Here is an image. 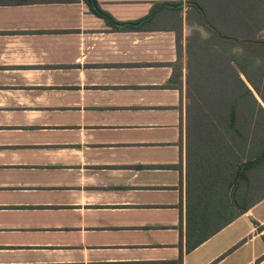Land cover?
Segmentation results:
<instances>
[{"label":"crops","instance_id":"1","mask_svg":"<svg viewBox=\"0 0 264 264\" xmlns=\"http://www.w3.org/2000/svg\"><path fill=\"white\" fill-rule=\"evenodd\" d=\"M19 1L0 5V264H264V199L187 252L189 0H98L143 21L123 31L83 0Z\"/></svg>","mask_w":264,"mask_h":264},{"label":"trees","instance_id":"2","mask_svg":"<svg viewBox=\"0 0 264 264\" xmlns=\"http://www.w3.org/2000/svg\"><path fill=\"white\" fill-rule=\"evenodd\" d=\"M83 1L115 30L143 23L117 21L98 0ZM206 3L217 8L222 28L208 19ZM189 5L188 20L210 35L202 38L200 31L188 30L187 252L264 199V194L251 197L256 185L251 175H258L255 182L264 189V108L240 77L261 93L255 58L261 55L264 61V5L253 0H189ZM165 6L182 11V4ZM234 48L245 53L242 61L232 56Z\"/></svg>","mask_w":264,"mask_h":264},{"label":"rangeland","instance_id":"3","mask_svg":"<svg viewBox=\"0 0 264 264\" xmlns=\"http://www.w3.org/2000/svg\"><path fill=\"white\" fill-rule=\"evenodd\" d=\"M253 4L257 5V6H259L260 4L264 5V0H263V2H261L260 0H253ZM205 5L208 7L207 8L208 19L210 18L212 22L217 23V25L221 27V25L223 23L221 21H219L218 18H217L218 21L215 19V14L217 16V8H215V5H212L211 7H209V3H206ZM193 30L200 31V33L202 34V38H208L209 35H210L209 32H207L204 28L198 26L197 24L195 25V27L192 28L191 31L193 32ZM192 32H190V34H192ZM231 53L233 54L232 56H237L238 57L237 60H239V62L243 60V56L245 55V53H243V50L242 49H238V48H234L231 51ZM253 56H254L253 58H255L254 54H253ZM235 65H236V68H239V67H237V63H235ZM242 79L245 81L243 76H242ZM246 84L252 90V88H251L252 86H250L248 84V82H246ZM236 85L237 86L239 85V88L241 89V92H242V88H241L242 86L240 87V84H238V83ZM210 118L211 119H215L216 116H214V117L211 116ZM239 123H241V122H239ZM257 176L258 175H251V180L253 181L254 184H256V185L252 186V189H251V197H253V198H260L264 194V189L260 188L261 186H259V184H257L255 182L257 180Z\"/></svg>","mask_w":264,"mask_h":264}]
</instances>
